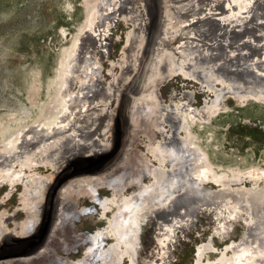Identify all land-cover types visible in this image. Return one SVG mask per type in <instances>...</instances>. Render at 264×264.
I'll list each match as a JSON object with an SVG mask.
<instances>
[{
    "label": "rangeland",
    "instance_id": "obj_1",
    "mask_svg": "<svg viewBox=\"0 0 264 264\" xmlns=\"http://www.w3.org/2000/svg\"><path fill=\"white\" fill-rule=\"evenodd\" d=\"M87 1L91 0H0V264H82L78 262L91 250V242L93 252L102 250L83 264H122L125 256V264H194L198 253L202 257L208 249L224 247L218 236L228 227L234 242H239L250 221L263 227L264 75L260 74L264 73V0H243L250 10L241 13L226 0H118L116 5H106L111 9H101L108 12L100 17L102 34L97 35V30L95 38L84 36L80 48L63 54L60 50L69 47L88 15ZM96 9L90 11L91 17ZM217 67L237 68L235 72L246 76L232 80L218 69L225 86L211 83L210 88L208 82L201 83ZM179 68L190 78L178 74ZM218 93L222 94L217 98ZM58 109H65L66 116ZM51 111L49 129L44 124ZM72 133L75 136L70 139ZM172 146L178 152L190 151L187 159L195 155L191 151H198L201 159L194 170L197 173L204 164L206 177L214 179V183L196 181L193 191L199 193L193 195L194 207L187 214L178 212L177 206H165L167 200L161 202L168 190H182L178 189L180 179L175 181L162 171L169 166ZM161 157L162 162L167 160L164 164L158 162ZM129 179L133 181L124 188ZM108 182H121V197L115 195L116 185L112 189ZM88 188L110 203L105 208L95 206ZM203 192L214 196L204 195L207 202L200 205ZM119 198L131 205L127 219V211L115 213ZM65 206L70 210L63 215L75 222L63 221L59 215ZM83 209L92 213L80 215ZM112 217L116 227L118 221L121 225L129 222L131 230L113 228ZM26 218H33L27 228L30 237L22 240L16 237L17 226ZM97 230L105 232V239L95 234ZM120 235L121 251L108 248ZM257 254L240 263L264 264V250ZM217 255L201 261L211 263Z\"/></svg>",
    "mask_w": 264,
    "mask_h": 264
},
{
    "label": "bare ground",
    "instance_id": "obj_2",
    "mask_svg": "<svg viewBox=\"0 0 264 264\" xmlns=\"http://www.w3.org/2000/svg\"><path fill=\"white\" fill-rule=\"evenodd\" d=\"M94 1H96V0H91V1H87L86 2V4L88 5V7L87 8H89V12L86 14L87 15V17H86V19H85V21L82 23V26L77 30V34L76 35H74V37L72 38V41H71V43H70V45H69V47H65L64 49H62V50H60L63 54H69V52H73V51H75V50H77V47L78 48H80L81 47V44H82V42L84 41V39H85V37L84 36H88V35H90L91 37H94L95 36V32L98 30V34L97 35H100V33H101V31L103 30H101L100 29V17L102 16V15H104V14H106V13H108V12H102L101 11V9H104L105 8V10H107V9H111L110 7L109 8H107L106 7V5H108V4H113V5H116L117 4V2H120V1H118V0H97L96 1V3L94 2ZM192 1V0H191ZM196 1H198V0H196ZM210 1V0H209ZM216 0H211V2H215ZM223 1V0H222ZM227 2H229V4H231V6H233V8H235V11H237V12H248L249 10H250V8L248 9L247 8V3L248 2H244L245 4H242V1L243 0H226ZM248 1V0H247ZM258 1V0H257ZM260 1H263V0H260ZM201 2V1H200ZM240 2V3H239ZM174 3H176V1L174 2ZM179 3H181V2H179ZM189 3V2H188ZM205 3V2H204ZM239 3V4H238ZM260 3V2H259ZM258 2H257V4H259ZM263 3V2H262ZM261 3V4H262ZM206 4V3H205ZM254 4V3H253ZM172 5H173V3H172ZM177 5V3L175 4V6ZM207 5V4H206ZM225 5V4H224ZM105 6V7H104ZM181 6V5H180ZM179 6V8H181ZM190 6V5H189ZM213 6V5H212ZM253 6H255V5H253ZM260 6V4L258 5V7ZM95 7L96 8H98V9H96V12L94 13V15L91 17V15H90V11H93L94 9H95ZM113 7V6H112ZM210 7V6H209ZM215 7V6H214ZM214 7H212V8H214ZM225 7V6H224ZM229 7V6H228ZM116 8V7H115ZM173 8V7H172ZM178 7H176V9H177ZM178 8V9H179ZM187 8V7H186ZM190 8H191V6H190ZM189 8V9H190ZM193 8V7H192ZM191 8V9H192ZM200 8V7H199ZM252 8V10L254 9V7H251ZM182 9V8H181ZM205 9H206V7H205ZM205 9H203V10H205ZM218 9H220V8H218ZM85 10V9H84ZM126 10V9H125ZM183 10H185V9H183ZM182 10V11H183ZM187 10V9H186ZM234 10V9H233ZM257 10V9H256ZM259 10V9H258ZM95 11V10H94ZM192 11V10H191ZM200 11V10H199ZM199 11L197 12L196 11V13L198 14L199 13ZM214 11V10H213ZM180 12V11H179ZM185 12H188L189 13V11H185ZM184 12V13H185ZM210 12V11H209ZM231 12H233V11H231ZM253 12V11H252ZM261 12V11H260ZM110 13V12H109ZM120 13H122V12H120ZM192 13V12H191ZM200 13H201V11H200ZM218 13V12H217ZM228 13V12H227ZM234 13V12H233ZM254 13H256L255 11H254ZM262 13V12H261ZM164 14V13H163ZM170 14V13H169ZM178 14V13H177ZM176 14V15H177ZM186 14V13H185ZM184 14V15H185ZM190 14V13H189ZM195 14V13H194ZM208 14V13H207ZM231 14V13H230ZM245 14V13H244ZM166 15V14H165ZM171 15H173V14H171ZM179 15H181V14H179ZM178 15V16H179ZM196 15V14H195ZM199 15V14H198ZM216 15V14H215ZM224 15V14H223ZM122 16H123V13H122ZM203 16H205V15H203ZM218 16V15H217ZM255 17L257 16V15H254ZM259 16V15H258ZM174 17V16H173ZM172 17V18H173ZM176 17V16H175ZM186 17V16H185ZM212 17H213V15H212ZM215 17V16H214ZM221 17V16H220ZM244 17V16H243ZM260 17H261V15H260ZM97 18V21H95V19ZM169 18H171V17H169ZM181 18V17H180ZM190 18V17H189ZM257 18V17H256ZM105 19V18H104ZM103 19V20H104ZM167 19H168V17H167ZM174 20H175V18H173ZM177 19V18H176ZM179 19V18H178ZM184 19V18H183ZM186 19V18H185ZM223 19H224V17H223ZM228 19V18H227ZM256 20V19H255ZM261 20V19H260ZM264 20V19H263ZM132 21V20H131ZM167 21V20H166ZM170 22H171V19L169 20ZM187 21V20H186ZM188 21H189V19H188ZM199 21H201V18L199 19ZM223 21H225V20H223ZM95 22V23H94ZM133 22V21H132ZM205 22V21H204ZM264 22V21H263ZM103 23V22H102ZM181 23V22H180ZM183 23V22H182ZM209 23V22H208ZM259 23V22H258ZM262 23V22H261ZM140 24V23H139ZM165 24V23H164ZM170 24H172V23H170ZM201 24H203V23H201ZM257 24V23H256ZM260 24V23H259ZM258 24V25H259ZM111 25V24H110ZM188 25V24H187ZM198 25V24H197ZM204 25H206L205 23H204ZM204 25H201V28H204L205 26ZM262 25V24H261ZM174 26V25H173ZM178 26V25H177ZM180 26V25H179ZM178 26V27H179ZM196 26V25H195ZM217 26V25H216ZM251 26H253V25H251ZM172 27V26H171ZM175 27V26H174ZM183 27V26H182ZM186 27V26H185ZM193 27H194V25H193ZM200 27V26H199ZM215 27V26H214ZM264 27V26H263ZM186 28H188V27H186ZM222 28H223V26H222ZM233 28V27H232ZM236 28V27H235ZM252 28V27H251ZM106 29V28H105ZM181 29V28H180ZM183 29V28H182ZM191 29V28H190ZM197 29V30H196ZM195 29V31H197L198 32V30H200V29H198V28H196ZM206 29V31H207V28H205ZM215 29V28H214ZM219 29V28H218ZM253 29V28H252ZM255 29V28H254ZM253 29V31L255 32V30ZM261 29H262V27H261ZM260 29V30H261ZM193 30V29H192ZM204 30V29H203ZM220 30H221V27H220ZM219 30V31H220ZM224 30H226V29H224ZM168 31H170V30H168ZM175 30H173V32H174ZM176 31H178V30H176ZM184 31H185V29H184ZM194 31V30H193ZM201 32H203L202 31V29L200 30ZM200 31L198 32V33H200ZM227 31H228V29H227ZM242 31V30H241ZM262 31V30H261ZM261 31H260V33H261ZM134 32V31H133ZM132 32V33H133ZM212 32V31H211ZM214 32H216V31H214ZM229 32V31H228ZM253 32V33H254ZM172 33V32H171ZM179 33V32H178ZM185 33V32H184ZM191 33V32H190ZM219 33V32H218ZM259 33V34H260ZM102 34V33H101ZM187 34V36H188V34L189 33H186ZM216 34V33H215ZM214 34V35H215ZM223 34V33H222ZM251 34V33H250ZM255 35H256V33H254ZM258 34V35H259ZM129 35V34H128ZM183 36H184V34H182ZM209 35V34H208ZM212 35V34H211ZM221 35V34H220ZM219 35V36H220ZM89 36V37H90ZM186 36V37H187ZM193 36H195V35H193ZM253 36V35H252ZM90 37V38H91ZM99 37V36H98ZM140 37V36H139ZM176 37V36H175ZM180 37V36H179ZM182 37V36H181ZM180 37V38H181ZM205 37V36H204ZM255 37V36H254ZM264 37V36H263ZM95 38V37H94ZM129 38V37H128ZM132 38V37H131ZM134 39H135V37H133ZM138 38V37H137ZM137 38H136V42H137ZM177 38H178V35H177ZM211 38V37H210ZM213 38V37H212ZM260 38H261V36H260ZM99 39V38H98ZM189 39V38H188ZM187 39V40H188ZM205 39V38H204ZM237 39V38H236ZM254 39V38H253ZM253 39H252V41H253ZM259 39V38H258ZM86 40H87V38H86ZM94 40V39H93ZM131 40V39H130ZM143 40V39H142ZM193 40V39H192ZM201 40H203V39H201ZM205 40H209V38H207V39H205ZM232 40V39H231ZM89 41H90V39H89ZM99 41H101V40H99ZM99 41H98V43H99ZM128 41V40H127ZM141 41V40H140ZM209 41H211V40H209ZM213 41V40H212ZM223 41V40H222ZM258 41V40H257ZM86 42V41H85ZM87 42H88V40H87ZM91 42V41H90ZM94 42H95V40H94ZM92 43V44H95V43ZM102 42V41H101ZM133 42V41H132ZM131 42V43H132ZM143 42V41H142ZM183 42V41H182ZM189 42H190V44H191V38H190V41H187V43L189 44ZM204 42V41H203ZM263 42V41H262ZM130 43V44H131ZM220 43V42H219ZM240 43H241V41H240ZM134 44V43H133ZM140 44H142V43H140ZM139 43H138V45H140ZM184 44H186V43H184ZM204 44V43H203ZM258 44V43H257ZM97 45V44H96ZM101 45V44H100ZM135 45V44H134ZM133 45V46H134ZM196 45V44H195ZM201 45V44H200ZM211 45V44H210ZM215 45V44H214ZM223 45V44H222ZM263 45V44H262ZM141 46V45H140ZM187 45H183V47H186ZM190 46V45H189ZM194 46V45H193ZM199 46V45H198ZM209 46V45H208ZM216 46V45H215ZM219 46V45H218ZM258 46V45H257ZM94 47V46H93ZM100 47V46H99ZM98 47V48H99ZM180 47V49L182 48L181 46H179ZM195 47V46H194ZM210 47V46H209ZM261 47V46H260ZM189 48V47H188ZM198 48V47H197ZM220 48V47H219ZM225 48V47H224ZM251 48H253V47H251ZM257 48V47H256ZM255 48V49H256ZM101 49V48H100ZM128 49V48H127ZM134 49H135V46H134ZM133 49V50H134ZM185 49V48H184ZM190 49V48H189ZM193 49V48H192ZM208 49V48H207ZM222 49V48H221ZM258 49V48H257ZM87 50H88V47H87ZM167 50H171L170 48L169 49H167ZM188 50V49H187ZM206 50V49H205ZM214 50V49H213ZM217 50V49H216ZM86 51V50H85ZM125 52H126V50H124ZM123 51V52H124ZM161 51H163V49L161 50ZM173 51V50H172ZM181 51V50H180ZM184 51H186V49L184 50ZM220 51H222V50H220ZM254 51V50H253ZM258 50H256V52H257ZM164 52V51H163ZM174 52L176 53V51L174 50ZM178 52V51H177ZM182 52V51H181ZM192 52H193V50H192ZM207 52V51H206ZM225 52V51H224ZM260 52V51H259ZM87 53V52H86ZM92 53H94V52H92L91 51V53H90V55L92 54ZM128 53V52H127ZM132 54H133V51L131 52ZM165 53V52H164ZM169 54H171V51H169L168 52ZM195 53V52H194ZM210 53H211V51H210ZM261 53H263V52H261ZM126 54V53H125ZM135 54V53H134ZM133 54V55H134ZM163 54V53H162ZM161 54V55H162ZM168 54V55H169ZM179 54V53H178ZM178 54H176V55H178ZM181 54V53H180ZM179 54V55H180ZM183 54V53H182ZM70 55V54H69ZM89 55V54H88ZM160 55V56H161ZM196 55V54H195ZM200 55V54H199ZM214 55V54H213ZM220 55L222 56V54L220 53ZM255 55V54H254ZM132 55H130V57H131ZM167 56V55H166ZM172 56H173V54H172ZM186 56V55H185ZM184 56V57H185ZM226 56V55H225ZM250 56V55H249ZM261 56L262 55H260V57H259V55L257 56V57H259V58H261ZM64 57V56H63ZM129 57V56H128ZM193 57H195V56H193ZM204 57V56H203ZM207 57H208V55H207ZM214 57V56H213ZM247 57H248V55H247ZM253 57V56H252ZM160 58V57H159ZM179 58V57H178ZM187 58V57H186ZM196 58V57H195ZM215 58V57H214ZM256 58V57H255ZM263 58V57H262ZM65 59V58H64ZM166 59V58H165ZM190 59V58H189ZM192 59V58H191ZM232 59V58H231ZM251 59V58H250ZM195 60V59H194ZM261 60V59H260ZM259 60V61H260ZM61 61V60H60ZM80 61H81V59H80ZM173 61H176V59L175 60H173ZM182 61V60H181ZM245 61V60H244ZM243 61V62H244ZM258 61V63L260 64V62ZM125 62V61H124ZM159 62V61H158ZM157 62V63H158ZM177 62V61H176ZM185 62H187V60L185 61ZM190 62V61H189ZM251 62H253V61H251ZM256 62H257V60H256ZM264 62V61H263ZM172 63V62H171ZM179 63V62H178ZM215 63V62H214ZM250 63V62H249ZM60 64V63H59ZM196 65H197V63H195ZM252 64V63H251ZM261 64H262V61H261ZM264 64V63H263ZM159 65V64H158ZM182 66H183V64H181ZM199 66L201 65V63H199L198 64ZM206 65V64H205ZM204 65V66H205ZM215 65V64H214ZM217 65V64H216ZM257 65V64H256ZM152 66V65H151ZM157 66V65H156ZM202 66V65H201ZM211 66V68L213 67L212 65H210ZM239 67H240V65H238ZM62 67V66H61ZM163 67V66H162ZM172 67V66H171ZM179 67V66H178ZM209 67V66H208ZM249 67H251V66H249ZM257 67V66H256ZM185 68V67H184ZM202 68V67H201ZM204 68V67H203ZM228 68V67H227ZM258 68V67H257ZM125 69V68H124ZM151 69H152V67H151ZM157 69V71H158V68H156ZM164 69V68H163ZM172 69V68H171ZM181 69H182V67H181ZM199 69H200V67H199ZM218 69H220V68H215V70L213 71V70H211V71H213L212 73H210V74H208L207 72L208 71H206L205 73H207L208 74V81H202L201 83H204V85H206V83L210 86V88H212L211 86H212V84L211 83H215V84H224L223 82L222 83H220L221 81H222V79L224 78V76H223V78L221 79V76H220V74H218L217 72H218ZM241 69V68H240ZM247 69V68H246ZM253 69H255L254 68V65H253ZM261 69V68H260ZM173 70V69H172ZM205 70V69H204ZM208 70V69H207ZM220 70H222L224 73H226V74H228V76H230L231 78H232V80H234V78H236V79H238L237 77L238 76H246V74L245 73H242V72H235V71H237V68L235 69V71H231L232 70V68L231 67H229V70H227V69H220ZM219 70V71H220ZM252 70V69H251ZM257 70V69H256ZM187 71V70H186ZM222 71H220V72H222ZM249 71V70H248ZM258 71H259V68H258ZM87 72V71H86ZM166 72V71H165ZM164 72V73H165ZM171 72H173V71H171ZM254 72V71H253ZM90 73H92V72H90ZM89 73V74H90ZM174 73H176V71L174 72ZM174 73H172V74H174ZM255 73V72H254ZM93 74V73H92ZM166 74V73H165ZM170 74V73H169ZM178 74H183L186 78H190V76H187V73H185V72H182V71H180V68H179V72H178ZM207 74H206V76H207ZM258 74V73H257ZM77 75V74H76ZM167 75V74H166ZM252 75V74H251ZM260 75H264V73H261ZM168 76V75H167ZM173 76V75H172ZM193 76H195L194 74H193ZM202 76V74L200 75V76H198V77H200V78H202L201 77ZM227 76V77H228ZM257 76V75H256ZM87 77V76H86ZM165 77V76H164ZM192 77V76H191ZM196 77V76H195ZM204 77H205V75H204ZM80 78V77H79ZM87 78H89V75H88V77ZM82 79V78H81ZM94 79V78H93ZM193 79V78H192ZM255 79V78H254ZM260 79V78H259ZM264 79V78H263ZM83 80L84 79H82V81L81 82H83ZM197 80H199V79H197ZM210 80V81H209ZM57 81V80H56ZM86 81V80H85ZM88 81V80H87ZM264 81V80H263ZM93 82V81H92ZM95 82V81H94ZM206 82V83H205ZM88 83V82H87ZM237 83L239 84V82L237 81ZM89 84H91V83H89ZM263 84V83H262ZM261 84V85H262ZM83 85V84H82ZM85 85V84H84ZM203 85V84H202ZM207 85V86H208ZM227 85V84H226ZM242 85V84H241ZM104 86V85H103ZM222 86V85H221ZM220 86V87H221ZM224 86H225V84H224ZM223 86V87H224ZM246 86H248V85H246ZM252 86V85H251ZM92 87V86H91ZM214 87V86H213ZM232 87H234V85L232 86ZM244 88H245V86H243ZM249 87V86H248ZM248 87L246 88V90L248 89ZM262 87V86H261ZM94 88V87H93ZM92 88V89H93ZM205 88H208V87H205ZM215 88V87H214ZM231 87L229 86L228 87V89H230ZM238 88H239V86H238ZM249 88H251V87H249ZM252 88H253V86H252ZM257 88V87H256ZM264 88V87H263ZM89 89H91V88H89ZM95 89V88H94ZM222 89V88H221ZM220 89V90H221ZM226 89V88H225ZM254 89V88H253ZM259 89V88H258ZM216 90V89H215ZM257 90V89H256ZM262 90V89H261ZM213 91V90H212ZM225 91H227V90H225ZM224 91V92H225ZM230 91V90H229ZM233 91V90H232ZM238 91V90H237ZM237 91H235V92H237ZM241 91V90H240ZM255 91V90H254ZM253 91V92H254ZM217 92H218V90H217ZM234 92V91H233ZM232 92V93H233ZM248 92V91H247ZM216 93V92H215ZM214 93V94H215ZM228 93V92H227ZM226 93V94H227ZM230 93V92H229ZM228 93V94H229ZM261 93V92H260ZM213 94V93H212ZM218 94H220V95H217L216 97L218 98L219 96H221V94L222 93H218ZM234 94H236V93H234ZM233 94V95H234ZM248 95V94H247ZM254 95V94H253ZM252 95V96H253ZM92 96H93V94H92ZM100 96V95H99ZM230 96V95H229ZM251 96V95H250ZM55 97H56V95H55ZM81 97V96H80ZM215 97V96H214ZM234 97H236V96H234ZM249 97V96H248ZM253 97H255V96H253ZM258 97V96H257ZM91 99V98H90ZM215 100H216V98H215ZM86 101V100H85ZM97 101V100H96ZM217 102V101H216ZM92 103H93V101H92ZM96 103V102H95ZM94 103V104H95ZM188 104V103H187ZM63 105V104H62ZM66 105V104H65ZM203 105V104H202ZM54 106V105H53ZM75 106V105H74ZM184 106V105H183ZM190 106V105H189ZM46 107V106H45ZM49 107V106H48ZM77 107V106H76ZM181 108V107H180ZM183 108V107H182ZM192 108V107H191ZM201 108V107H200ZM209 108V107H208ZM44 109V108H43ZM76 109V108H75ZM79 109V108H78ZM196 109V108H195ZM221 109V108H220ZM59 110V109H58ZM180 110V109H179ZM199 110V109H198ZM221 110H223V109H221ZM49 111V109L47 110V112ZM66 112V110L65 109H60L59 110V113L61 114V116H66L65 113ZM52 113H54V112H52L51 111V115H49V116H44L45 118H46V120H45V126H47L48 124H51V121H52ZM73 113V112H72ZM75 113V112H74ZM189 113V112H188ZM195 113V112H194ZM207 113V112H206ZM50 114V113H49ZM70 114V113H69ZM210 115H211V113H209ZM45 115V114H44ZM58 115V114H57ZM57 115H55L56 117H57ZM82 115H83V113H82ZM191 115V114H190ZM193 115V114H192ZM189 116V115H188ZM196 116V115H195ZM72 117V116H71ZM86 117V116H85ZM95 117V116H94ZM182 117V116H181ZM184 117V116H183ZM191 117H193V116H191ZM55 118V117H54ZM63 118V117H62ZM182 119V118H181ZM180 119V120H181ZM194 119H197V118H194ZM210 119V118H209ZM37 120V119H36ZM69 120V119H68ZM97 120V119H96ZM95 120V121H96ZM185 120L186 119H184V122H185ZM190 120V119H189ZM202 120V119H201ZM204 120V119H203ZM43 121V120H42ZM54 121V120H53ZM64 121V120H63ZM187 121V120H186ZM206 121V120H205ZM208 121V120H207ZM211 121V120H210ZM61 122V121H60ZM77 122V121H76ZM100 121H98V123H99ZM204 122V121H203ZM68 123V122H67ZM70 123H72V122H70ZM78 123V122H77ZM97 123V122H96ZM97 123V124H98ZM107 123V122H106ZM38 124V123H37ZM62 124H63V122H62ZM76 124V123H75ZM182 124V122H180V125ZM30 125V124H29ZM65 125V124H64ZM69 125V124H68ZM72 124H70V126H71ZM74 125V124H73ZM89 125V124H88ZM183 125V124H182ZM36 126V125H35ZM38 126H39V124H38ZM53 126H55V125H53ZM75 126V125H74ZM73 126V127H74ZM96 126V125H95ZM192 126V125H191ZM199 126V125H198ZM31 127H33V126H31ZM43 127V126H42ZM41 127V128H42ZM50 127H51V125H48V128L50 129ZM183 127V126H182ZM35 128V127H34ZM37 128V127H36ZM48 128H47V130H48ZM58 128V127H57ZM75 128V131H76V127H74ZM73 128V129H74ZM106 128V127H105ZM184 128V127H183ZM188 128V127H187ZM29 129V128H28ZM28 129H27V131H25V132H28ZM31 129L32 128H30L29 129V131H31ZM40 129V128H39ZM44 129H45V127H44ZM62 129V128H61ZM65 129V128H64ZM63 129V130H64ZM70 130H71V128H69ZM22 130V129H21ZM20 130V131H21ZM33 130V129H32ZM51 130H53L52 128H51ZM67 130V129H66ZM191 130V129H190ZM189 130V131H190ZM24 131H21V132H24ZM41 131V130H40ZM46 131V130H45ZM50 131V130H49ZM49 131H48V133H49ZM73 131V130H72ZM94 131V130H93ZM102 131V130H101ZM103 131H104V129H103ZM179 131V130H178ZM183 131V130H182ZM37 132V131H36ZM47 132V131H46ZM74 132V131H73ZM185 132V131H184ZM188 132V131H187ZM20 133V132H19ZM34 133V132H33ZM45 133V132H44ZM59 133H61V132H59ZM64 133H66L65 131H64ZM63 133V134H64ZM74 133H76V132H74ZM63 134H61V135H63ZM97 134V133H96ZM178 134V133H177ZM182 134H184V133H182ZM45 135H46V133H45ZM44 135V136H45ZM71 135L72 136H75V135H73V133L72 134H70V139H71ZM66 136V135H65ZM88 136V135H87ZM96 136V135H95ZM180 136V135H179ZM186 136V135H185ZM18 137V136H17ZM24 137V136H23ZM22 137V138H23ZM63 137V136H62ZM21 138V139H22ZM25 138V137H24ZM29 138V137H28ZM68 138V137H67ZM66 138V139H67ZM68 138V139H69ZM95 138V137H94ZM97 138V137H96ZM95 138V139H96ZM181 138V137H180ZM195 138V137H194ZM85 139V138H84ZM20 140V139H19ZM195 140V139H194ZM21 141V140H20ZM43 141V140H42ZM55 141H57V138H56V140ZM70 141V140H69ZM95 141V140H94ZM94 141H93V143H94ZM188 141V140H187ZM59 142V140L57 141V143ZM65 142H67V141H65ZM96 142V141H95ZM184 142V141H183ZM18 143V142H17ZM61 143V142H60ZM60 143H58V145L60 144ZM75 143V142H74ZM73 143V144H74ZM83 143V142H82ZM92 143V142H91ZM187 143V142H186ZM24 144V143H23ZM68 144V143H67ZM72 144V145H73ZM26 145V144H25ZM28 145V144H27ZM56 145V144H55ZM60 145H62V144H60ZM65 145H66V143H65ZM91 145V144H90ZM174 145H176V144H174ZM14 146V145H13ZM17 146V145H16ZM64 146V145H63ZM169 146V145H168ZM196 146V145H195ZM200 146V145H199ZM12 147V146H11ZM18 147V146H17ZM60 146H58V148H59ZM96 147V146H95ZM100 147V146H99ZM176 147V146H175ZM175 147H173L172 146V148L174 149ZM185 147V146H184ZM197 147V146H196ZM6 148H9L10 149V146L8 147V145L6 146ZM12 148H14V147H12ZM16 148V147H15ZM14 148V149H15ZM61 148V147H60ZM59 148V149H60ZM65 148V147H64ZM176 148H178V147H176ZM189 148V147H188ZM19 149V148H18ZM30 149V148H29ZM31 149H32V145H31ZM199 149V148H198ZM16 150V149H15ZM61 150V149H60ZM167 150H169V149H167ZM178 149H174L173 151V153H172V150L170 151L171 152V154L169 155V157H168V162H169V166H168V168L167 169H161L162 171H163V173H165V171H166V176H172V178L175 180V181H178L177 180V178L178 179H180V181L181 182H179V183H181V184H179V186H178V189H182L181 190V192H179V193H181V194H179V193H175L176 192V190H168V192H167V194H166V198L165 199H162L161 200V202L163 201V200H167L166 201V205L165 206H167L168 208H174V207H176L177 206V210H178V212H181V211H185L184 213L185 214H187V213H189V212H191V209H193V195L195 194V193H199V192H195L194 193V191H193V187H194V184L196 183V181H198V180H202L201 182H203V181H205L206 183H214V179L213 178H210V177H206V168L207 167H205L204 166V164H200V169L197 171V173H196V171L194 170L195 168L194 167H196L197 166V164H198V162L200 161V159H201V156L198 154V151H191V153L192 154H195L194 156H191V154H190V161L192 162L191 164L189 163V164H187V160H189V159H187L188 157H189V155H188V157H187V154L188 153H190V151L188 152V150L186 151V149H182V150H180L179 152L177 151ZM194 150V149H193ZM5 151H7V150H5ZM4 151V152H5ZM10 151V150H9ZM21 151V150H20ZM25 151V150H24ZM32 151V150H31ZM65 151H67V150H65ZM164 152V151H163ZM165 152H166V149H165ZM10 153H13V151L12 152H10ZM58 153H60V152H58ZM88 153H89V151H88ZM197 153V154H196ZM26 154V153H25ZM163 154V153H162ZM6 155H8V152H7V154ZM21 155V154H20ZM89 155V154H88ZM160 155H161V152H160ZM167 155V154H166ZM9 157L10 156H12V155H8ZM165 156V154L163 155V157ZM157 157H158V155H157ZM6 158V157H5ZM165 158V157H164ZM9 159H11V158H9ZM167 159V158H166ZM187 159V160H186ZM158 160V159H157ZM162 160H163V158L161 157V159L160 160H158V162L159 161H161L162 162ZM2 161V160H1ZM156 161V160H155ZM164 161H167V160H164ZM163 161V162H164ZM189 161V162H190ZM210 161V160H209ZM162 162V163H163ZM1 163V162H0ZM49 163V162H48ZM142 163V162H141ZM208 163V162H207ZM9 164V163H8ZM158 164V163H157ZM164 164V163H163ZM1 165V164H0ZM41 164H38V165H36V166H40ZM211 165V164H210ZM161 166H162V164H161ZM140 167H142V166H140ZM211 168V167H210ZM169 170H172L173 172L172 173H170V171ZM212 170V169H211ZM213 171H215V170H213ZM194 172L196 173V174H194ZM121 173V172H120ZM125 173V172H124ZM163 173H161V174H163ZM149 174H150V172H149ZM156 174L157 173H155V176H156ZM213 174H215V173H213ZM115 175V174H114ZM148 175V174H147ZM159 175H160V173H159ZM193 175H196V176H193ZM216 175V174H215ZM259 175V174H258ZM152 176V175H151ZM175 176H177V177H175ZM163 177V176H162ZM229 179V178H228ZM227 180V179H226ZM113 181V180H112ZM133 180L132 179H129V180H127L125 183H124V188L127 186V185H129L130 184V182H132ZM162 181H165V180H162ZM259 181V180H258ZM257 181V182H258ZM219 183H220V181H219ZM224 183V182H223ZM121 184V182L120 183H118V184H113V182L112 183H110V182H108V185L110 186V187H112V189L115 187V185H116V188H115V195H117L118 197H121V190H122V186L120 187V188H118V186ZM204 184V183H203ZM215 184H218V182H216ZM222 184V183H221ZM181 185V186H180ZM202 186V185H201ZM264 186V185H263ZM221 187H222V185H221ZM93 188H97V187H93ZM160 188V187H159ZM206 188V187H205ZM205 188H203V189H205ZM208 188H210V187H208ZM88 192H89V195L91 196L90 197V199L93 201V203H94V205L95 206H97V207H99V208H105L109 203H110V201H107V200H102V199H100L99 198V196H97V191H95V189H89L88 188ZM206 190V189H205ZM219 191V190H218ZM262 191V190H261ZM205 192H203V195L202 196H200L201 197V200H199V204L201 205L202 203L205 205V202H207V201H205L204 200V195H211V196H214L213 194H211V193H205ZM233 193V192H232ZM255 193V192H254ZM258 193H259V191H258ZM178 194V195H177ZM218 194V193H217ZM180 195V198L178 197ZM219 195V194H218ZM252 195V194H251ZM259 195V194H258ZM20 197H22V196H20ZM103 198V197H102ZM228 198V197H227ZM21 199V198H20ZM104 199H105V197H104ZM150 201V200H149ZM151 202V201H150ZM19 203H20V200H19ZM248 203V202H247ZM257 204V203H256ZM66 205V204H65ZM150 205V204H149ZM260 205V204H259ZM259 205H257V206H259ZM127 205V203H125V201H123V200H121V198H119L118 199V203L115 205V207H114V209H115V213H123V211H127L126 212V219H127V215L129 214V212H128V210H130V206H128ZM256 206V205H255ZM29 208H30V205L28 206V210H29ZM126 208H127V210H126ZM145 208V207H144ZM161 209H164V207H160ZM207 208V207H206ZM68 209H69V207H67V206H65V207H63L62 209H61V212H60V216H62V219H63V221H65V220H69V219H72L73 221H74V218L73 217H69V218H67V216H65V215H63L64 214V211H68ZM137 209H139V208H137ZM186 209V210H185ZM204 209V208H203ZM70 210V209H69ZM94 210H96V208L94 209ZM200 210V209H199ZM204 211V210H203ZM206 211V210H205ZM221 211V210H220ZM177 212V213H178ZM202 212V211H201ZM79 213H80V215L81 214H86V213H92V211H90V212H87L86 210H80L79 211ZM196 213V212H195ZM200 213V212H199ZM208 213V212H207ZM206 213V214H207ZM69 214V213H68ZM70 215V214H69ZM145 215V214H144ZM197 215V214H196ZM229 215V214H228ZM232 215H234V213L232 214ZM204 216H207V215H205L204 214ZM203 217V216H202ZM235 217V216H234ZM115 217H112V220H111V223H112V226H113V228H118L119 230H124V231H129V230H131V229H128V226L127 225H130V223L129 222H126V223H123V225H121L120 223H119V221H118V224H117V226L118 227H116V225H115V219H114ZM146 218V217H145ZM33 218H26V219H24V221L22 222V223H19V225L17 226V228H19L18 229V233H17V236L16 237H18V238H20V239H22V240H24V239H27V238H29L30 237V233L27 231V228L29 227V222L32 220ZM146 219H148V218H146ZM260 219L261 218H259V221H260ZM72 220H70V221H72ZM150 220V219H149ZM154 220V219H153ZM230 220V219H229ZM75 222V221H74ZM74 222H72V223H74ZM152 222V221H151ZM258 221H256V222H252V221H250L248 224H249V228L247 229V230H245V231H243V232H241V234H240V240H239V242H234V241H232L231 240V235L233 236V234H232V232L229 230V227L227 228V230H224V233L222 234V235H219L218 236V239L219 240H221V242L224 244V247L223 248H221L220 249V251H218V250H216V249H213V248H211V249H208V251H207V254H205L204 256H202L201 257V255L198 253V257L195 259V263L194 264H205V263H203L202 261H201V258H202V260H204V257H208V256H214L215 254L217 255V254H219V255H217V257L215 256V260L214 261H212L211 263H207V264H238V263H240V262H244V261H248V260H250V258H251V256H257L258 254V252H260V251H262V250H264V226L263 227H260V225H258ZM261 223V222H260ZM120 224V225H119ZM146 224V223H145ZM130 226H132V225H130ZM154 228V227H153ZM75 229H77L76 227H74V230ZM64 230V227H62V229H59V233L60 234H62V231ZM34 231V230H33ZM104 232V231H103ZM101 230H97L96 232H95V234L96 235H98V234H102L104 237L102 238V239H105V235H104V233H103ZM212 233V232H211ZM214 237H215V235H213ZM120 238H121V235L119 236V239H117L115 242H113V243H109V244H107L108 245V248H110V247H115V248H119V250H120V247L122 248L123 246H122V243L123 242H120ZM147 238H148V236H147ZM217 238V237H216ZM217 240V239H216ZM149 241H151L150 240V238H149ZM27 242V240H25V241H23V242H21L20 244L21 245H19V246H22V245H25V243ZM99 241H97V243H98ZM120 245H119V244ZM146 243V242H145ZM93 244V242H91V243H89L88 245H89V247H90V251H89V249H88V251H86L85 252V255L84 256H82L81 258H80V260H79V262L78 263H84V262H87V261H90L91 259L90 258H93L94 256H96V254L97 253H99L98 251H100V250H102V249H100V248H98V251H94L93 252V248H91V246L90 245H92ZM109 245H110V247H109ZM147 245V244H146ZM120 246V247H119ZM145 246V244L143 245V247ZM158 246V245H157ZM107 246H105L104 247V249L106 248ZM212 247H214V246H212ZM146 248V247H145ZM159 249V248H158ZM157 249V250H158ZM147 250V249H146ZM104 251V250H103ZM103 251H101V252H103ZM113 251V250H112ZM121 251V250H120ZM155 251V250H154ZM97 252V253H96ZM100 252V253H101ZM153 252V251H152ZM206 252V251H205ZM249 252H252L251 254V256H248L247 255V253H249ZM115 253V252H114ZM221 253H222V255H221ZM102 254V253H101ZM100 254V255H101ZM119 254V253H118ZM151 254V253H150ZM115 255V254H114ZM121 256V258H119V259H122L124 256L122 255V254H120ZM221 255V256H220ZM246 255V256H245ZM150 256V255H149ZM158 256V255H157ZM250 257V258H249ZM102 259H103V257H102ZM111 259V258H110ZM116 259V258H115ZM78 260V259H77ZM76 260V261H77ZM112 260V259H111ZM153 260V259H152ZM156 260V259H155ZM211 260V259H210ZM76 261L74 262L73 261V263H76ZM117 261V260H116ZM33 262V261H32ZM30 263V264H34V263ZM17 262H12V264H16ZM88 263V262H87ZM117 263V262H116ZM121 263L122 264H125L126 263V256L124 257V259L123 260H121ZM256 263V262H255ZM254 263V264H255ZM57 264H59V263H57ZM150 264V263H149ZM153 264V263H152ZM241 264V263H240Z\"/></svg>",
    "mask_w": 264,
    "mask_h": 264
},
{
    "label": "water",
    "instance_id": "obj_3",
    "mask_svg": "<svg viewBox=\"0 0 264 264\" xmlns=\"http://www.w3.org/2000/svg\"><path fill=\"white\" fill-rule=\"evenodd\" d=\"M194 262V261H193Z\"/></svg>",
    "mask_w": 264,
    "mask_h": 264
}]
</instances>
